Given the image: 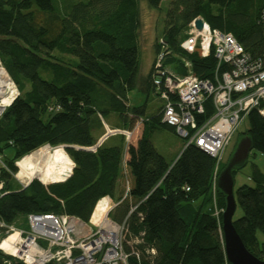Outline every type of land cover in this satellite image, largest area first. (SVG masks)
Here are the masks:
<instances>
[{"label":"trees","instance_id":"1","mask_svg":"<svg viewBox=\"0 0 264 264\" xmlns=\"http://www.w3.org/2000/svg\"><path fill=\"white\" fill-rule=\"evenodd\" d=\"M146 1L154 9L162 2ZM262 6L264 0H171L161 37L171 54L165 64L186 74L182 59L187 58L195 75L213 76V51L202 56L198 49L188 53L180 46L190 22L200 15L212 28L232 33L253 57L260 56ZM140 23L139 0H82L69 9L55 0H0V56L19 90L0 118V156L7 167L1 168L6 193L0 197V219L24 227L17 221L31 213H67L89 222L97 201L118 193L110 215L126 224L129 264H232L225 252L222 212L213 214L216 158L183 139L182 151L169 163L151 139L162 128L176 133L162 121L163 106L148 116L146 104L130 103L134 88L156 94L152 66L151 73L138 78ZM160 48L161 42H155L156 53ZM113 112L123 122L120 128L143 121L137 144L118 133L114 144H107V138L95 151L89 149L103 134L95 130ZM213 113L208 99L197 119L202 122ZM247 118L249 127L239 137L249 134L253 150L264 153V116L252 109ZM45 144L66 146L75 164L72 174L64 181L45 184L34 178L16 187V162ZM9 149L13 156L4 158ZM225 165L220 163L218 174ZM252 166L254 185L236 190L243 214L234 225L247 249L264 259L258 237L264 234V172ZM125 181L129 190L118 191ZM216 196L223 210L225 196L219 189ZM6 261L24 264L0 249V264Z\"/></svg>","mask_w":264,"mask_h":264},{"label":"built area","instance_id":"2","mask_svg":"<svg viewBox=\"0 0 264 264\" xmlns=\"http://www.w3.org/2000/svg\"><path fill=\"white\" fill-rule=\"evenodd\" d=\"M198 18L203 20L201 28L195 23ZM260 21L264 23V7ZM187 34L181 43L186 52L198 49L202 56H208L213 51L217 59L213 76L200 78L195 75L187 58L182 59L188 70L186 74L167 66L165 59L169 51L161 39V48L152 65L153 83L156 94L163 100L162 121L175 127L185 145L194 143L216 158L213 187L217 190L219 165L240 125L252 109L264 116V50L260 56L253 57L232 33L212 28L201 16L190 22ZM223 64L227 67L221 70ZM0 72L5 76L4 88L0 89L1 118L19 95V90L1 56ZM208 99H212L214 113L200 122L197 116L204 114ZM114 130L125 134L128 140L131 138V129ZM103 141L89 149L95 151ZM46 146L52 148L49 144L42 147ZM74 165L72 162L70 170L60 181L72 174ZM3 167L7 168L0 156V197L6 193L1 177ZM14 176L22 187L32 180L25 182L16 174ZM126 189L129 190L128 183ZM116 204L109 195L101 197L89 222L67 213L28 214L27 228L0 219V249L24 264H129L130 254L124 247L126 224L110 216ZM96 211L97 217L93 220ZM216 212L219 216L220 212ZM11 234L16 236L4 245ZM6 264L10 262L6 261Z\"/></svg>","mask_w":264,"mask_h":264},{"label":"rangeland","instance_id":"3","mask_svg":"<svg viewBox=\"0 0 264 264\" xmlns=\"http://www.w3.org/2000/svg\"><path fill=\"white\" fill-rule=\"evenodd\" d=\"M55 1L58 4H61L62 6L64 5V7L69 9L74 3L78 2V1H82V0H55ZM170 2H171V0H162L160 8L154 9L148 5L146 0H139L140 22H141L140 23V29H139V46H140V64H139V73H138L139 79L145 78L148 75V73L151 69V65H153V63L157 57L158 53H156L154 56L155 42H157V41L159 42L162 35L164 34L165 19H166V15H167V12H168V9L170 6V5L168 6V4H170ZM42 76L45 78L47 77L44 73L42 74ZM129 98H130V103L132 105L137 106V105L146 104V107H147L146 108L147 109L146 114L148 116H151V115L157 113L158 109L163 105V100L158 95H156L154 92L148 93V92H146V91H144L138 87L130 90ZM104 119L108 123V125L106 124V126H105V124H104V127H97V129L95 130V134L101 135L103 133L101 135V137L99 138L98 142H101L102 139L105 140L108 138L106 143L109 145H112L120 139L119 135H114V134H118V132H115V130H114V129H116L115 126H118V128H120L123 126V122H122L121 118L119 117V115L115 112L106 115ZM142 127H143V121L138 119V120H136L134 127L131 129V131H132L131 138L128 140L126 135L124 134L126 141L129 144L130 143H132V144L137 143V141H138L137 139L141 134ZM248 127H249V119L246 118L244 120V122L240 125L238 132H236V134L232 138L231 142L227 146L225 153H224V156L222 158L223 163L227 162L229 156L233 152L235 145L239 139V133L247 130ZM151 139H152L154 145L158 148V150L161 153H163V155H165V157L169 163H172L175 160L179 149L182 148V145L184 144V140L180 135H178L177 133H175L169 129H163V128L156 130L152 134ZM51 149H52L51 153H53L55 150H58V149H61L62 151H64V153L69 158V170H70L73 160H71V157L66 152L65 147L60 145V146L52 147ZM30 154L24 156L23 158H21L17 162L18 172L22 169V167L29 168L31 166V162L29 161L30 160ZM12 156H13V150L9 149L6 152V155L4 158H8V157H12ZM253 163H255L259 167V169L264 172V153L257 151V150H252L250 155H249L247 164L243 168L237 170L234 173V177H235L234 190H235V193H236V190L244 184L251 185V186L254 185V181L252 178V170H253L252 164ZM17 173H15V174L17 175ZM64 175H62V177L60 176L59 180L47 181V182L43 181L39 177H34V178L41 180L45 184H50L52 182L60 181ZM17 178H19V177H17ZM19 179H21V178H19ZM16 180L17 181H15L14 185L16 187H18L19 181H18V179H16ZM25 182H27V181H25ZM127 183H128V181L125 182L126 186H127ZM126 186H125V188H126ZM212 194H213V214L216 216L217 215L216 211H218V214H219V212L221 213V210L216 209V207H217L216 206L217 196H216V190L214 189L213 186H212ZM240 211H241V214H239ZM242 214H243V209L238 204L233 219L239 218ZM94 219L95 218L93 217V220ZM17 224L24 226V227H28V221L24 216L20 217V219L17 221ZM258 237H259V240L261 242H264V234L263 233L258 232ZM126 238L128 239L129 244L131 245L133 243V241H131V239L129 237H127V235H126ZM9 240H7V241H9ZM4 245H5V243H4Z\"/></svg>","mask_w":264,"mask_h":264},{"label":"water","instance_id":"4","mask_svg":"<svg viewBox=\"0 0 264 264\" xmlns=\"http://www.w3.org/2000/svg\"><path fill=\"white\" fill-rule=\"evenodd\" d=\"M195 23L198 28H201L203 25L202 18L196 19ZM63 147L66 148V146ZM253 148V141L249 134L240 136L215 183L216 189H219L225 196L226 206L221 215L222 231L226 256L232 264H264V259H260L247 249L233 219L237 208L234 173L247 164Z\"/></svg>","mask_w":264,"mask_h":264},{"label":"bare ground","instance_id":"5","mask_svg":"<svg viewBox=\"0 0 264 264\" xmlns=\"http://www.w3.org/2000/svg\"><path fill=\"white\" fill-rule=\"evenodd\" d=\"M169 5L170 4H168V6ZM262 8H263V6H262ZM183 39H184V37H183ZM180 42H182V41L180 40ZM169 55H171V54H169ZM177 57H175V58H177ZM175 58H173V59L175 60ZM166 59H168V58H166ZM150 73H151V71H150ZM4 85H5V76L3 75V72H0V89H3ZM51 150L52 149L49 146H46V147H42V148H39V149L31 152L30 160H29L31 162V166L29 168L22 167V169L17 173V177L21 178V180H24V181H30L34 177H39L45 182L59 180L60 176L62 177V175H64L69 170V158L64 153V151H62L61 149L55 150L53 153H51ZM239 214H241V211ZM94 215H95L94 218L96 219L97 211L94 213ZM15 236H16V234H11L8 238L5 239L4 243L8 242L7 240H9V239L10 240L13 239Z\"/></svg>","mask_w":264,"mask_h":264},{"label":"crops","instance_id":"6","mask_svg":"<svg viewBox=\"0 0 264 264\" xmlns=\"http://www.w3.org/2000/svg\"><path fill=\"white\" fill-rule=\"evenodd\" d=\"M155 54H156V49H155V47H154V56H155ZM152 66V65H151ZM105 124H107L108 125V123H105ZM116 127V126H115ZM142 131H143V127H142V129H141V134H142ZM141 134H140V136H141ZM140 136L138 137V139L140 138ZM137 139V140H138ZM137 144V143H136ZM136 144H134V145H136ZM158 149V148H157ZM182 149H183V145H182V148H180L179 149V151H178V153H177V155H176V158L178 157V155L180 154V152L182 151ZM163 154V153H162ZM165 156V155H164ZM128 158H129V153H128V151H127V149L125 150V154H124V161H126V160H128ZM175 158V159H176ZM126 182V181H125ZM18 185L19 186H21V183L19 182L18 183ZM125 184H123V183H121L120 184V186H119V189H118V191L120 190V191H122V190H125L126 191V188H125ZM127 187V186H126ZM116 197H118V193H116V195H115V198H112L111 197V199L113 200V202H115V203H118L117 201H116ZM117 205V204H116ZM113 210V209H112ZM111 210V211H112ZM111 213V212H110ZM111 216V215H110Z\"/></svg>","mask_w":264,"mask_h":264}]
</instances>
